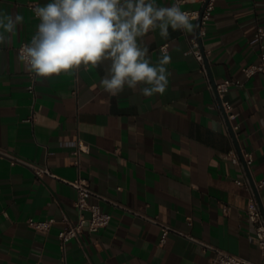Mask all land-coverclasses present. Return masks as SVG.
<instances>
[{
  "label": "crops",
  "instance_id": "1",
  "mask_svg": "<svg viewBox=\"0 0 264 264\" xmlns=\"http://www.w3.org/2000/svg\"><path fill=\"white\" fill-rule=\"evenodd\" d=\"M28 1L0 0V12L24 17L7 45H0V264H212V251L169 232L159 241L155 217L175 229L251 261L257 247L248 241L253 225L244 219L249 191L235 183L242 167L224 158L235 143L226 130L213 90L198 61L185 53L192 33L159 29L143 37L153 63L166 43L172 73L164 95L143 97L125 88L113 97L100 86L109 62L93 68L36 78L28 92L25 63L17 46L30 40L37 19ZM169 7L174 0H153ZM202 0H183L180 9L200 10ZM264 27V0H215L205 32L199 35L215 82H234L225 97L238 124L236 141L250 151L253 182L264 179V70L245 77L241 67L258 60L261 45L250 44L256 25ZM87 145L77 157V141ZM236 148V147H235ZM12 158L17 161L12 162ZM55 176H36L30 164ZM88 179L97 203L110 214L97 231L86 227L61 249L57 231L76 222L75 189ZM264 211V185L257 190ZM258 203V201H257ZM228 207L223 211V206ZM28 217H52L46 232Z\"/></svg>",
  "mask_w": 264,
  "mask_h": 264
},
{
  "label": "clouds",
  "instance_id": "2",
  "mask_svg": "<svg viewBox=\"0 0 264 264\" xmlns=\"http://www.w3.org/2000/svg\"><path fill=\"white\" fill-rule=\"evenodd\" d=\"M33 11L37 32L19 53L26 71L47 78L107 61L99 86L113 97L125 88L143 97L164 95L172 57L164 47L153 63L142 38L157 28L168 39L169 28L192 33L196 27L178 5L159 7L153 0H51ZM23 20L19 13L0 12V45L10 42Z\"/></svg>",
  "mask_w": 264,
  "mask_h": 264
},
{
  "label": "built area",
  "instance_id": "3",
  "mask_svg": "<svg viewBox=\"0 0 264 264\" xmlns=\"http://www.w3.org/2000/svg\"><path fill=\"white\" fill-rule=\"evenodd\" d=\"M183 0H174L173 5H178ZM203 7L200 10H185L182 11L188 12L192 14V19H199V29L198 34L203 35L205 32V23L210 18L212 10L214 8L215 0H202ZM38 3L36 1H28L27 7L30 9L32 15L37 19V26L40 23V20L35 16L33 11L34 7L37 6ZM37 27L35 33L36 34ZM31 37V39H32ZM264 37V27L261 25H256L254 33L252 37L249 39L250 44L261 45V41ZM30 40L21 41L17 46L18 54L20 53V49L25 45L31 42ZM167 47V44L164 43L160 45V49ZM185 53H190L194 56V58L200 64L202 71L206 73V69L204 66L203 59L209 53L208 49H201L197 40V37L193 36L188 38V47ZM264 70V51L260 50L258 53V60L255 63H250L241 67V71L245 77H250L257 72ZM28 74V84L26 86L28 92L34 93L35 86V74ZM208 85L212 89L209 79ZM234 81L229 78H225L220 82H215V89L213 90L215 102L220 109L222 115V121L225 124L226 130L228 131L230 137H232L231 132H233L234 136L236 135V130L238 129V124H233L231 121L235 117V113L232 109L231 102L225 97V94L229 88V86ZM217 97L219 102L217 101ZM223 112V113H222ZM233 140V138H232ZM87 145L82 141H77L76 148L73 151V154L76 156L75 164L78 165L77 157L81 151H86ZM241 157L244 165L248 168L252 162V155L250 151L246 149L240 148ZM224 158L232 161L233 163H237L242 167L243 171V179H235V183L238 185H243L248 191L249 196L247 198L246 206L244 209V219L250 222L253 225V231L247 234V239L251 243H253L258 251H259V261H251L244 257H241L237 254L230 253L224 249H221L217 246L205 243L200 239H197L190 234L181 231L179 229H175L170 225L158 221L155 217L145 216V219L150 222L156 223L159 226L160 236L159 241L162 243L165 241L166 236L169 232H175L184 236L186 239L193 241L195 243L200 244L203 248L210 249L212 251L211 262L212 264H264V215L257 203L253 188L249 182V178L244 169V165L240 159L237 149L232 146L227 152L222 155ZM13 161H17V159L12 158ZM30 164L34 174L38 177L43 175L55 176L47 166ZM76 191V198L74 201V205L78 210V218L76 222L67 223L65 226L60 228L57 231V238L59 240V244L61 249L64 247V243L71 238H78L80 232L84 227L89 232L97 231L98 229L105 227L110 221V214L108 212L102 211L97 203L90 202L89 197L93 194V191L89 187L88 179L78 175L75 179L71 181H67ZM254 188L258 190L260 187L264 185V179H260L256 182H253ZM228 207L226 205L223 206V211L226 212ZM55 222V219L52 217L43 218V219H34L33 217H28L26 219V223L38 230L40 232H46L50 229L52 224Z\"/></svg>",
  "mask_w": 264,
  "mask_h": 264
},
{
  "label": "water",
  "instance_id": "4",
  "mask_svg": "<svg viewBox=\"0 0 264 264\" xmlns=\"http://www.w3.org/2000/svg\"><path fill=\"white\" fill-rule=\"evenodd\" d=\"M202 7H203V6H202ZM202 7H201V9H202ZM198 29H199V19H197V40H198V43H199L200 48L203 49V47H202V43H201V38H200V36L198 35ZM203 62H204V66H205L206 73H207V75H208V78H209L210 84H211V86H212V89L214 90V89H215V81H214V79H213V77H212V75H211V72H210V69H209V65H208V61H207V58H206V57L203 59ZM217 101H218V103H220L218 97H217ZM222 113H223V112H222ZM230 133H231V135H232V138H233V141H234V143H235V147H236V149H237V151H238V154H239V156H240V159H241V161H242V163H243V160H242V157H241V153H240V147H239V145H238V143H237V141H236V138H235L233 132L230 131ZM243 165H244V163H243ZM244 169H245V171H246V173H247V176H248V178H249V182H250V184H251V186H252V188H253V191H254L255 197L258 198L257 190L254 188L253 179L251 178L250 173H249V170H248V168L246 167V165H244ZM257 201H258V205H259V207H260V209H261V211H262V214L264 215V211H263V209H262V207H261V205H260V202H259V200H257Z\"/></svg>",
  "mask_w": 264,
  "mask_h": 264
}]
</instances>
